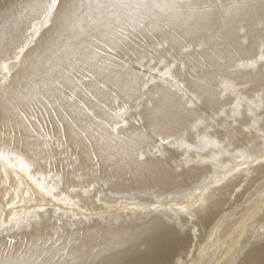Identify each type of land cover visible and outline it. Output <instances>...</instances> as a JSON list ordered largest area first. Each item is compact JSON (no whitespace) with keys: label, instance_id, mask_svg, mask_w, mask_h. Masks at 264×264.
I'll use <instances>...</instances> for the list:
<instances>
[{"label":"bare ground","instance_id":"1","mask_svg":"<svg viewBox=\"0 0 264 264\" xmlns=\"http://www.w3.org/2000/svg\"><path fill=\"white\" fill-rule=\"evenodd\" d=\"M35 2L0 0V46L33 25L43 31ZM78 3L61 47L45 55L41 40L7 75L0 67L11 85L0 87V255L29 264L73 256L264 264V0ZM77 49L81 59L98 53L94 78L81 64L74 87L28 82L34 69L57 79L71 71L69 50ZM177 60L184 68L172 66ZM175 97H195L191 116ZM154 129L171 132L163 155L149 148Z\"/></svg>","mask_w":264,"mask_h":264},{"label":"snow or ice","instance_id":"2","mask_svg":"<svg viewBox=\"0 0 264 264\" xmlns=\"http://www.w3.org/2000/svg\"><path fill=\"white\" fill-rule=\"evenodd\" d=\"M116 6V4L105 5L99 2L95 4L97 9L111 8ZM119 6L126 7L127 5L120 4ZM33 7L41 17L40 27L43 29V31L39 30L36 25H33L31 30L23 37L11 41H4L3 45L0 46V58L6 61V63L0 65V67L3 68L5 75L8 74V65L19 64L30 51L35 49L36 44L40 43L41 40L44 41V43L40 45L41 51H44L45 55H47V51H53L55 48L61 47V42L70 36L77 24L79 9L78 0H36ZM189 7H192L191 4H189ZM118 35L124 36L126 38V34L123 32L118 33ZM110 39L114 41L116 37L112 36ZM161 47L166 48L167 45L161 44ZM182 48L184 52L190 51L187 46L182 45ZM108 51L111 52L112 47L109 46ZM262 51H264V49H262ZM69 52L70 54L68 55V63L65 66L70 67L71 71L62 73L61 77L57 79L54 74H49L46 71L44 72L43 76H37L36 70L34 69L33 75L28 78V82L30 84L34 83L36 90H39L41 86L48 87L49 79L55 81L54 86L57 89L63 88L66 84L69 87H74L77 81L73 79V75L81 64H83V68L80 69L81 74H84L86 78H94L92 76V69L89 66H96L98 53L95 50H92L90 54H84L83 59H81V53L79 52V49H77L75 52L69 50ZM170 63L173 67L184 68V65L179 60L175 62L170 61ZM107 67H110V61L104 65H100L98 70L103 72ZM37 68H39V66H37ZM85 69L88 70L86 73L84 71ZM10 86L9 80L0 78V87H3L6 92L9 90ZM148 87L149 82L145 81L144 90L147 91ZM176 87L183 89L184 86L177 83ZM172 91L175 93L176 88H173ZM65 95L68 99L73 101L75 100V96H72L67 92H65ZM180 95L182 96L183 92H181ZM197 95H200L199 91H197ZM237 96H239V93H237ZM112 98L116 100L117 103H119V98L115 93H113ZM175 100L178 111L184 117L192 115L196 104L195 97H193L192 102H189L186 98L181 101L179 97H175ZM136 104L139 106L141 101L137 99ZM149 108H152L151 104L149 105ZM136 110L139 111L140 108L137 107ZM89 115H91V113H89ZM111 131L115 132L116 129L112 128ZM169 136H171V132L167 131L166 129H154L152 133V143L149 145L150 150L155 152L157 155H163V147L165 145L172 144V141L168 139ZM111 139L114 141L116 137H111ZM141 139H147V137L142 136ZM136 147H142V145H136ZM132 151L133 154L137 155L141 161L145 159L143 154L135 152V148H133ZM3 158L4 150L0 149V160ZM10 159L20 160L18 156H10ZM20 163L23 167H28V165L24 164L22 160H20ZM7 175H15V173H6V176ZM0 264H29V262L24 258L12 260L7 254H3L0 255ZM64 264H87V262L79 256H73L69 259H66Z\"/></svg>","mask_w":264,"mask_h":264}]
</instances>
